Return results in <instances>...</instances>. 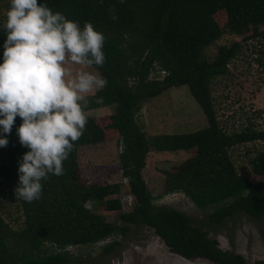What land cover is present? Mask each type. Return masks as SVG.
<instances>
[{
  "label": "trees",
  "instance_id": "16d2710c",
  "mask_svg": "<svg viewBox=\"0 0 264 264\" xmlns=\"http://www.w3.org/2000/svg\"><path fill=\"white\" fill-rule=\"evenodd\" d=\"M53 12L59 11L81 28L91 22L106 37V63L94 69L108 81L92 97L91 106L111 109L105 128L90 117L82 137L64 162L63 176L50 175L42 181V198L28 203L19 199L20 229H12L0 213V264H78L66 251L71 246H92L109 238H125L132 227H148L170 253L186 260L203 259L210 264H246L243 256L224 251L207 231L196 227L185 214L167 206L156 207L155 199L181 193L196 208L206 210L208 221L223 225L237 214L254 221L264 219V180L250 181L239 175L229 151L254 142H264V130L247 126L226 133L219 125L211 96V83L228 73L240 44L219 46L213 61L206 49L224 33L215 19L222 12L226 29L251 28L253 36L264 39V0H38ZM118 19L113 20L109 9ZM6 33L0 29V64L3 63ZM156 73L157 77H150ZM163 73V74H162ZM185 86L206 120L199 130L177 135L147 138L137 120L141 104L170 88ZM102 98L100 104L95 100ZM9 144L0 148V202L19 184V162L28 149L21 146L16 128ZM107 129V131H106ZM118 136V164L127 178L133 206L121 212L118 221L107 223L92 212L103 207L121 211L117 196L121 185L84 183L79 179L78 149L101 143L108 133ZM0 138H4L0 136ZM194 151L175 171H165L163 193L153 197L141 171L151 151ZM251 172L264 177V152L251 162ZM8 191V192H6ZM93 200V210L83 204ZM48 245V248L46 247ZM119 242L102 246L111 253ZM255 264H264L258 260Z\"/></svg>",
  "mask_w": 264,
  "mask_h": 264
},
{
  "label": "rangeland",
  "instance_id": "374dc122",
  "mask_svg": "<svg viewBox=\"0 0 264 264\" xmlns=\"http://www.w3.org/2000/svg\"><path fill=\"white\" fill-rule=\"evenodd\" d=\"M9 8L10 0H0V29L6 21ZM215 19L224 33L206 49L208 60L213 61L219 46H230L233 42L240 44L237 56L228 66V73L211 83V96L219 125L226 133L239 132L247 126L264 130V39L253 36L249 27L227 30L222 12L217 13ZM86 70L97 72L94 68ZM150 77H157V74L153 73ZM93 95L89 96V107L99 109L100 115L97 118L94 112L92 118L105 128L111 109L101 105L91 106ZM137 115L147 138L185 134L206 126L205 117L185 86L170 88L160 96L144 101ZM258 152H264V142L238 145L229 151L239 175L252 182L264 180V177L251 172V162ZM119 153L118 136L112 132L107 134L103 142L82 146L77 153L80 181L121 185L119 194L113 196L121 199V211L108 212L103 207H97L92 212L94 218L107 223L117 222L119 214L129 211L133 206L127 187L121 184ZM193 155L194 151L181 149L175 152H157L152 149L146 155V166L141 171L151 195L156 198L163 193L165 171H175L185 159ZM153 203L156 207L167 206L185 214L194 226L207 231L222 250L240 254L246 264L264 260V219L254 221L245 214H237L223 225H214L209 223L207 217L213 208L200 210L181 193L165 195ZM19 205L14 187L0 202L1 216L14 230L20 229L22 225ZM113 240L118 241L119 245L103 256L102 246ZM66 251L79 261L78 264H210L203 259L186 260L170 253L148 227H132L125 238H109L92 246H71Z\"/></svg>",
  "mask_w": 264,
  "mask_h": 264
},
{
  "label": "clouds",
  "instance_id": "9594fccd",
  "mask_svg": "<svg viewBox=\"0 0 264 264\" xmlns=\"http://www.w3.org/2000/svg\"><path fill=\"white\" fill-rule=\"evenodd\" d=\"M123 2V0H121ZM112 19H118L109 9ZM6 40L0 64V148L9 144L17 117L16 135L28 149L19 162L17 199L42 198L50 175H65L70 157L93 113L89 96L108 81L99 72L106 63V37L91 22L81 28L59 11L38 0H10L3 24ZM102 98L95 100L100 104ZM94 201L84 202L93 210Z\"/></svg>",
  "mask_w": 264,
  "mask_h": 264
},
{
  "label": "built area",
  "instance_id": "2783aa9c",
  "mask_svg": "<svg viewBox=\"0 0 264 264\" xmlns=\"http://www.w3.org/2000/svg\"><path fill=\"white\" fill-rule=\"evenodd\" d=\"M163 74V73H162ZM121 184H124V185H126L127 184V178H125V177H122L121 178ZM131 197V196H130ZM131 200H132V197H131ZM122 205V204H121Z\"/></svg>",
  "mask_w": 264,
  "mask_h": 264
}]
</instances>
